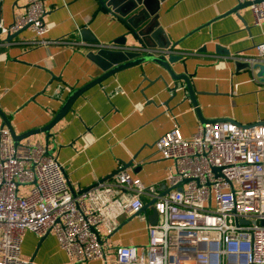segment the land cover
I'll return each instance as SVG.
<instances>
[{
	"label": "crops",
	"instance_id": "1",
	"mask_svg": "<svg viewBox=\"0 0 264 264\" xmlns=\"http://www.w3.org/2000/svg\"><path fill=\"white\" fill-rule=\"evenodd\" d=\"M42 1L48 27L43 36L24 29L4 42L7 33L0 35V108L16 134L48 124L73 90L102 74L87 57L89 50L123 48L113 41L125 32V24L98 0ZM237 1L163 0L159 5V25L170 44L179 41L174 51L185 58L184 66L176 63L173 67L189 76L200 117L181 84L172 95L167 86L172 87L173 81L152 62L124 68L76 98L48 138V150L62 165L74 192L90 188L126 163L130 164L124 169L127 173L145 185L162 187L163 192L169 188L163 185L174 165L161 158L153 144L173 126L190 138L202 119L241 125L264 121V82L256 71L236 70L233 59L256 55V44L264 40V27L254 26L248 8L237 12L240 18L234 13L222 15ZM26 5L27 0H0V21L9 25L16 14L25 12ZM82 28H88L98 43L83 41ZM41 40L46 43H39ZM134 43L129 38L128 44ZM216 46L228 50L229 55L216 54ZM27 141L45 145V134L19 143ZM143 201L150 199L144 196ZM148 214L122 217L109 235L100 228L109 252L119 245L143 247ZM40 239L34 233H24L23 259L34 255L32 264H70L52 231Z\"/></svg>",
	"mask_w": 264,
	"mask_h": 264
},
{
	"label": "built area",
	"instance_id": "2",
	"mask_svg": "<svg viewBox=\"0 0 264 264\" xmlns=\"http://www.w3.org/2000/svg\"><path fill=\"white\" fill-rule=\"evenodd\" d=\"M238 1H250L254 26L264 27V0ZM44 12L42 0H27L25 12L12 23L0 21V32L25 28L43 36L48 31ZM255 50L244 61L264 64V40ZM153 146L174 165L163 187L180 184L181 190L161 195L162 187L119 170L84 191L71 192L62 165L43 144L15 143L0 125V264H32L20 255L22 237L25 232L43 236L48 230L70 264H264V124L214 120L190 138L173 126ZM144 196L155 200L158 215L155 224L147 225V243L140 248L119 245L109 252L100 228L109 235L122 217L140 216Z\"/></svg>",
	"mask_w": 264,
	"mask_h": 264
},
{
	"label": "water",
	"instance_id": "3",
	"mask_svg": "<svg viewBox=\"0 0 264 264\" xmlns=\"http://www.w3.org/2000/svg\"><path fill=\"white\" fill-rule=\"evenodd\" d=\"M162 1L163 0H98L99 4L102 7L106 8L107 10H110L112 13L117 15L119 19L125 24V32L113 41L114 43L121 45L123 48L116 49L112 47H100L95 50H89V52L87 53V57L101 68V70L103 71L102 74L94 78L84 86L73 90L66 98V100L64 101L58 112L55 114V116L52 118V120L48 124L40 128H35L21 134H16L10 124L8 117L0 108V117L2 119L1 125H5L8 128L15 143H19L21 139L28 138L35 134L43 133L45 134L46 140L44 146L48 149V138L52 135L50 133V130L68 112V110L71 108L74 101L79 95H81L88 88L96 84H100L103 80L112 76L116 72L124 68L141 64L144 62H152L162 68L168 74L169 78L174 83L172 87L167 86L168 90H170L172 95L176 94L178 86L179 84H181V87L185 89L187 93V98L192 103L196 114L200 117V111L195 97L196 93L194 91L189 76L186 74L185 70H183V72L177 73L173 67V65L176 63L181 64V66L185 65V58L183 54L174 51L179 41L170 44L169 40L165 36L163 28L159 25L158 22V9ZM254 2H259V0H255ZM250 4V1H237L234 6L224 12L222 15L234 13L237 14L240 18L237 12L242 9L248 8ZM208 24L209 22L204 25ZM200 27L201 26L195 28V30H198ZM24 29L25 28H23L22 30ZM20 31L14 33H7L6 37L1 41L7 42L9 40H12ZM80 35L82 40L85 42L94 44L98 43L97 38L91 34L88 28H82L80 30ZM129 38L134 40L135 43L133 44V46L128 44ZM144 47H159L160 49H166V51L162 50V52H159L157 55L142 54L138 49ZM215 53L222 56L229 55L228 50L219 46L215 47ZM234 60L236 70L247 68L256 71V76L262 82H264V64L255 62L253 65H250L249 62L244 60ZM201 121L202 124H204L214 120L208 121L202 119ZM257 123L264 124V121H260ZM48 152L49 154H51V151L48 150ZM129 165V163L123 164L121 168L107 175L100 181H105L111 178L117 171L124 170ZM173 188L181 190V185L177 184L174 187L167 188L161 193V195L166 194ZM70 190L71 192H74L71 187ZM84 190L86 189L80 191ZM154 201L155 200H150L149 202L145 203L140 211V213L149 211V214L147 215L148 224H155L158 219V215L153 207ZM49 232L50 230H48L45 235L41 236V239H43ZM33 258L34 255L31 256L29 261L32 262Z\"/></svg>",
	"mask_w": 264,
	"mask_h": 264
},
{
	"label": "rangeland",
	"instance_id": "4",
	"mask_svg": "<svg viewBox=\"0 0 264 264\" xmlns=\"http://www.w3.org/2000/svg\"><path fill=\"white\" fill-rule=\"evenodd\" d=\"M20 144H22V143H20ZM26 187H27V186H26ZM261 224L264 225V220L261 222Z\"/></svg>",
	"mask_w": 264,
	"mask_h": 264
}]
</instances>
